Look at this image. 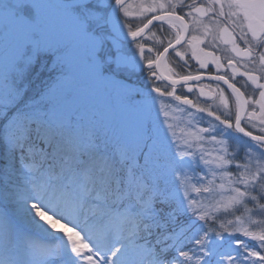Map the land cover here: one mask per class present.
<instances>
[{
	"label": "snow or ice",
	"instance_id": "1",
	"mask_svg": "<svg viewBox=\"0 0 264 264\" xmlns=\"http://www.w3.org/2000/svg\"><path fill=\"white\" fill-rule=\"evenodd\" d=\"M136 7L0 0V264H264V0Z\"/></svg>",
	"mask_w": 264,
	"mask_h": 264
},
{
	"label": "flooded vegetation",
	"instance_id": "2",
	"mask_svg": "<svg viewBox=\"0 0 264 264\" xmlns=\"http://www.w3.org/2000/svg\"><path fill=\"white\" fill-rule=\"evenodd\" d=\"M141 2V0H129V3L133 4V8H132V11L133 12H136L138 11V8L136 7V5H138L139 3ZM144 2H150V0H144ZM151 27V26H150ZM165 27L167 28V25H165ZM149 35V33L145 32V37L143 39H145L146 43L151 45L152 41L151 40H148L147 39V36ZM162 50V49H161ZM133 51H135V49L133 48ZM192 63L194 65H196V62L195 61H192ZM225 67L224 68H221L220 69V72L223 73L224 71L227 70V64H226V60L223 61ZM196 67H198V65H196ZM243 67H241V71H243ZM158 71V74L161 75V80L158 82L160 84V86L163 88L165 86H167L168 90L171 91V84L167 82V80L164 79L165 76H172V78H177L176 75H175V69L173 67V65L171 63L168 62V60H163L162 61V64H161V67L160 69L157 70ZM202 72L204 73V78L202 79V83L204 84H208V83H211L213 85V87L215 86V81H209L208 80V76L210 74H214L216 72V69H215V66H210L209 69L207 70H202ZM229 72V75H231V72L230 70H228ZM238 80H243L244 77H241L239 75V73L237 74V77H236ZM264 82V81H262ZM226 87V85L224 86ZM207 91V89H206ZM177 94H185V95H188L190 99H196L197 97H199V93L196 92L195 94H192V93H188L187 92V87L186 86H183V82H181V84L177 85ZM169 100H171V98H168ZM199 99L201 101L203 100H207V102L209 104L213 103V101L209 98V97H199ZM173 103H176L175 101H172ZM218 98L216 100V103H218ZM182 107H187V106H182ZM189 110H194V109H189ZM254 134H257L256 132V129H251Z\"/></svg>",
	"mask_w": 264,
	"mask_h": 264
},
{
	"label": "rangeland",
	"instance_id": "3",
	"mask_svg": "<svg viewBox=\"0 0 264 264\" xmlns=\"http://www.w3.org/2000/svg\"><path fill=\"white\" fill-rule=\"evenodd\" d=\"M98 103L100 102V101H97ZM173 103V102H172ZM173 104H175V103H173ZM190 111H193V112H195V109L194 110H190ZM199 115V114H198ZM239 214V213H238ZM254 219H260V217H254ZM245 226H247V227H249L250 229H252V230H258V229H256L255 228V226H253V225H250V224H246Z\"/></svg>",
	"mask_w": 264,
	"mask_h": 264
},
{
	"label": "bare ground",
	"instance_id": "4",
	"mask_svg": "<svg viewBox=\"0 0 264 264\" xmlns=\"http://www.w3.org/2000/svg\"><path fill=\"white\" fill-rule=\"evenodd\" d=\"M168 83H170V81L167 80Z\"/></svg>",
	"mask_w": 264,
	"mask_h": 264
}]
</instances>
